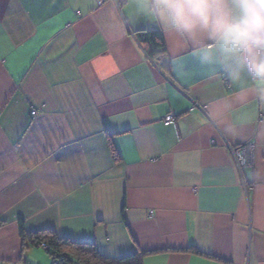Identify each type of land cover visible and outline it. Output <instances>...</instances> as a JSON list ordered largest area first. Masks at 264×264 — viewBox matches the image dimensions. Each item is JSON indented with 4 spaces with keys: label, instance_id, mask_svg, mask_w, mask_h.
I'll use <instances>...</instances> for the list:
<instances>
[{
    "label": "crops",
    "instance_id": "obj_1",
    "mask_svg": "<svg viewBox=\"0 0 264 264\" xmlns=\"http://www.w3.org/2000/svg\"><path fill=\"white\" fill-rule=\"evenodd\" d=\"M263 117L136 0H0V264H51L19 220L142 264H264ZM247 141L245 184L230 148Z\"/></svg>",
    "mask_w": 264,
    "mask_h": 264
},
{
    "label": "clouds",
    "instance_id": "obj_2",
    "mask_svg": "<svg viewBox=\"0 0 264 264\" xmlns=\"http://www.w3.org/2000/svg\"><path fill=\"white\" fill-rule=\"evenodd\" d=\"M136 14L194 45L200 61L264 102V0H136Z\"/></svg>",
    "mask_w": 264,
    "mask_h": 264
},
{
    "label": "trees",
    "instance_id": "obj_3",
    "mask_svg": "<svg viewBox=\"0 0 264 264\" xmlns=\"http://www.w3.org/2000/svg\"><path fill=\"white\" fill-rule=\"evenodd\" d=\"M135 35L151 59H162L165 42L160 30H140ZM109 140L111 156L114 161H118L121 157L111 138ZM18 229L25 246L30 244L38 246L41 243L46 245L45 250L50 257L51 264H142L144 253L141 252L121 257L105 256L99 252L94 243L75 242L50 229L28 232L22 220H19Z\"/></svg>",
    "mask_w": 264,
    "mask_h": 264
},
{
    "label": "built area",
    "instance_id": "obj_4",
    "mask_svg": "<svg viewBox=\"0 0 264 264\" xmlns=\"http://www.w3.org/2000/svg\"><path fill=\"white\" fill-rule=\"evenodd\" d=\"M105 0H96V5H101ZM117 5H122L125 3V0H112ZM224 82H226V79L224 78ZM199 107L202 109L204 106L199 105ZM31 115H35L37 113V110L35 108L31 109L30 111ZM264 122V117L261 119ZM162 122L165 125L172 124L174 122V115L172 113H169L165 115L162 118ZM231 154L234 160V163L237 167L240 179L245 184L248 182L247 172L246 168L252 165V159H253V152H254V142L253 141H247L245 143L232 146L231 148ZM151 212V211H150ZM41 246L45 248V244L41 243Z\"/></svg>",
    "mask_w": 264,
    "mask_h": 264
},
{
    "label": "rangeland",
    "instance_id": "obj_5",
    "mask_svg": "<svg viewBox=\"0 0 264 264\" xmlns=\"http://www.w3.org/2000/svg\"><path fill=\"white\" fill-rule=\"evenodd\" d=\"M38 246H39L38 248L41 249L44 253H47L43 246H41V245H38Z\"/></svg>",
    "mask_w": 264,
    "mask_h": 264
}]
</instances>
